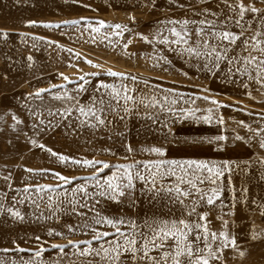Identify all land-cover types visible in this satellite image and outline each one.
Segmentation results:
<instances>
[{"label": "rangeland", "instance_id": "1", "mask_svg": "<svg viewBox=\"0 0 264 264\" xmlns=\"http://www.w3.org/2000/svg\"><path fill=\"white\" fill-rule=\"evenodd\" d=\"M216 2L180 0L184 7H178L175 0H155L154 6L151 0H0V29L8 33L6 39L0 37V189L7 190L8 181L3 177L11 173V182L16 187L51 184L61 186L70 196V186L63 184L54 172L78 178L91 173L92 169L87 166L60 162L57 157L42 150L40 143L59 153L81 159L94 157L113 165L125 163L123 157L126 155L136 160H155L157 157L154 154L140 151L129 154L125 151L124 140L117 133L123 132L126 126L128 131L125 138L136 149L157 145L167 149L168 159H200L214 161L217 166H223V162L228 161L230 180L229 172L225 171L220 178L223 185L221 199L227 212V206L233 202L232 188L235 187V209L225 219L229 220L228 231L236 236L237 244L246 251L241 258L231 248L224 249V264H264V215L261 214L264 210L257 207L258 204H264V181L258 179L264 171V165L257 162L259 156H264V149L258 147L260 136H264V133L256 136L249 130L264 128V90L254 80L247 81L246 87L243 78L225 81L219 73L213 76L203 69V60L189 57L181 50L182 46L162 42V37L171 36L168 32L170 25L166 23L168 20H197L200 17L196 12L205 7L216 10ZM257 6L260 7L259 4ZM81 17L86 19L80 20ZM28 20L58 24L59 27L48 28L43 23L29 26L26 24ZM71 20H80V23H64ZM100 20L106 24L100 25ZM117 24L121 25L119 29L115 27ZM189 27L194 29L195 25ZM158 31L160 36L156 35ZM144 36L148 39H143ZM29 55L33 58L31 61L27 59ZM162 56L167 57V60L162 59ZM109 70L127 75L124 78L113 76ZM60 73L68 76L71 82L64 81ZM132 76L137 79L132 81ZM101 82L114 85L117 89L121 84H127L130 89H135L134 95L155 96L163 101L165 108L157 111L156 115L161 123L168 124L171 131L162 128L160 123L153 125L150 120L135 114L124 120L108 115L113 123L98 129L87 126L77 128L79 113L76 111L67 119H62L61 115H48V108L69 106L53 98V93L66 90L80 104L89 105L93 97L106 96L110 91L101 88ZM78 83L84 84L85 91H77ZM51 85L63 87L58 89ZM37 88L48 91L40 97L28 95ZM249 90L251 97L246 94ZM165 96L168 97L167 101H164ZM204 96L222 104L213 105L211 100H204ZM168 107L175 108L176 112H168ZM210 107L213 109L211 123L180 116L182 109L199 108L201 112L196 115L200 116L204 114L203 110ZM38 109L42 116H33L32 113ZM140 111L156 110L145 109L141 105ZM13 115L23 121L16 124L15 129L12 127ZM217 116H222L223 124L217 121ZM39 119L51 120V128L45 125L42 126L44 130L40 127L33 129L32 125L38 124ZM240 121H245L247 127L241 125ZM66 124L76 128V131L66 129ZM218 135L228 137L227 141L216 142L225 145L222 150L217 149L215 144H192L194 139L199 141ZM237 136L246 140L237 139ZM29 138L36 139L38 144L33 146ZM106 148L112 149L115 155L105 152ZM28 168L37 171L28 172ZM110 172L111 169H104L102 175ZM77 182L73 181V186ZM242 186L247 188L246 202L240 200ZM57 194L63 199L59 190ZM13 195L23 199L22 193L8 191L7 204L14 203L11 199ZM252 201L257 203L253 204ZM17 206L25 214L23 221L13 220L7 214L0 215V260L5 264L16 260L19 264L21 258H32L33 253L29 250L39 246L34 239L39 235V243L45 249L42 253L44 264H69L70 260L75 261V264H83V257L71 255L74 251L71 246L66 247L64 253L49 247L50 244L66 245L68 240L89 239V236L79 231L69 234L64 227L66 223L83 222L81 218L66 212L60 215L59 220L36 221L32 216L35 209L31 201ZM98 207L110 215L123 211L126 215L143 216L160 211L142 198L135 211L126 204L102 203ZM40 210L49 214L46 196ZM201 210L198 208V211ZM219 214L220 209L217 207L208 216L209 226L214 230L222 228V221L217 218ZM50 227L64 232V237L49 236L47 229ZM253 233L258 234L257 238H253ZM13 240L25 251L16 252ZM4 248L10 251L5 253L2 251Z\"/></svg>", "mask_w": 264, "mask_h": 264}, {"label": "snow or ice", "instance_id": "2", "mask_svg": "<svg viewBox=\"0 0 264 264\" xmlns=\"http://www.w3.org/2000/svg\"><path fill=\"white\" fill-rule=\"evenodd\" d=\"M205 2L206 0H200V3ZM175 3L178 7H184L180 0H175ZM151 4L154 6L155 0H151ZM258 4L260 7L257 6ZM215 9L209 7L200 9L195 13L200 17L197 20L189 18L168 20L166 23L170 25L168 32L171 36L162 37V42L182 46L181 50L189 57L203 60V69L213 76L219 73L225 81L243 78L246 87L247 81L254 80L264 90V0H247V2L245 0H217ZM84 19L86 18H80V20ZM132 19L134 20L135 17ZM80 20L64 21V23L75 25L80 23ZM40 23L48 28L59 27L58 24L53 25L35 20L26 21L29 26ZM99 24L105 25L106 22L100 20ZM189 25H195V28H190ZM115 27L119 29L121 25L117 24ZM193 33L195 39H193ZM156 35L160 36V32L158 31ZM7 36V31L0 29V37L6 39ZM143 39L148 38L144 36ZM161 58L167 60V57L162 56ZM27 59L31 61L33 58L29 55ZM109 71L113 76L124 78L127 75ZM184 75L187 76V73ZM60 76L64 81L71 82L64 73H60ZM80 79L83 80L84 77ZM131 79L135 81L137 77L132 76ZM50 87L59 89L63 86L51 85ZM101 88L110 89V91L106 96L93 97L89 105L80 104L76 97L66 90L53 93V98L62 100L69 106L59 109L48 108V115H61L62 119H67L76 111L79 113L76 126L81 129L85 126L98 129L101 126L111 125L113 121L108 119V115L124 120L132 114L150 120L153 125L160 123L162 128H169L168 124L161 123L156 115L157 111L165 108V104L155 96L134 95L135 89H130L127 84H121V87L117 89L114 85L101 82ZM76 89L78 92L85 91L84 84L78 83ZM47 91L48 89L37 88L34 93L28 95L40 97ZM246 94L249 97L252 95L250 90ZM202 98L211 100L213 105L222 104L208 96ZM167 100L168 97L165 96L164 101ZM172 103L174 104L175 101ZM141 105L145 109L153 108L156 111L141 112ZM167 111L175 113L176 109L168 107ZM203 111L204 114L197 116L196 113L201 112L199 108L182 109L180 116L211 123L213 109L210 107ZM32 115L40 117L42 113L38 109ZM12 119L13 129L16 124L23 122L16 115H13ZM216 119L223 124L222 116H217ZM239 123L247 127L245 121ZM45 125L51 128L52 121L39 119V123H34L32 127L33 129L40 127L44 130L42 126ZM65 128L76 131V128H72L70 124H66ZM249 130L256 136L264 133V128H249ZM127 131L125 126L123 132L117 133L124 140L123 147L127 153L147 152L154 154L157 158L136 160L133 156L126 155L123 157L125 163L113 165L105 160H96L94 157L81 159L78 156L59 153L40 143L39 147L42 150L57 157L60 162L81 167L87 166L92 169L91 173L86 177L78 178L63 175L59 171L54 172L55 177L63 184L70 186V196L61 186L51 184H24L22 188L16 187L12 184L11 173H9L3 177L5 181H8L7 190L0 189V215L7 214L13 220L23 221L25 214L17 205H23L25 201H31L34 206L35 211L32 216L36 221L53 218L59 220L60 215L66 212L75 214L83 222L66 223L64 227L69 234L79 231L90 238L83 241L68 240L66 245L50 244L49 247L57 249L59 253H64V249L71 246L74 250L71 255L77 258L83 257V264H224L223 253L227 248H231L233 253L242 258L246 250L239 247L236 236L228 231L229 220L225 219V216H230L235 209V187L232 188L233 202L227 206V212L224 211L226 206L221 199L223 185L220 178L227 171L230 180L231 168L227 167L229 162L224 161L223 166H217L214 161L190 158L168 159L167 149L163 146L151 145L141 149L134 148L125 138ZM236 138L246 140L244 137L237 136ZM227 139L226 136L218 135L211 138L205 137L199 141L194 139L192 144H215L217 149L222 150L225 145L216 142L227 141ZM29 142L33 146L38 144L34 138H29ZM258 147L264 149V136H260ZM104 151L115 155L110 148ZM257 162L264 165V156H259ZM104 169H111L110 174L102 175ZM26 170L33 173L37 171L32 168ZM258 179L264 181V171L259 174ZM77 180L79 182L73 186V181ZM58 190L63 194V199H60L57 194ZM8 191L22 193L23 199H18L17 195H13L11 199L14 203L7 204ZM240 191V200L246 202L247 188L242 186ZM33 196L36 198L33 199ZM45 196L47 197L48 215L40 210ZM141 198L160 211L145 213L143 216L126 215L123 211L110 215L102 207H98L102 203L126 204L128 208L135 211L140 205ZM252 203L257 202L252 201ZM217 207L220 209L217 218L222 221L220 230L212 229L208 220L209 213ZM257 207L264 210V204H258ZM198 208L203 210L198 211ZM261 214L264 215V211ZM47 234L61 237L65 235L64 232L51 227L47 229ZM257 235L253 233V238H257ZM34 239L39 246L29 250L33 253V257L21 258L19 264H44L42 253L45 249L44 245L39 243L41 237L36 235ZM12 243L15 245L16 252L25 251L16 240ZM2 251L7 253L10 249L4 248ZM0 264H5V262L0 260ZM9 264H17V261L11 260ZM69 264H75V261L70 260Z\"/></svg>", "mask_w": 264, "mask_h": 264}]
</instances>
